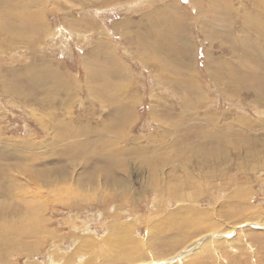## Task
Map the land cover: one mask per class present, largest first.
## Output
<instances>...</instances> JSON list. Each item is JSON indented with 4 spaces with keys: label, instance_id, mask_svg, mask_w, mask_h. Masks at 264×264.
I'll list each match as a JSON object with an SVG mask.
<instances>
[{
    "label": "rangeland",
    "instance_id": "obj_1",
    "mask_svg": "<svg viewBox=\"0 0 264 264\" xmlns=\"http://www.w3.org/2000/svg\"><path fill=\"white\" fill-rule=\"evenodd\" d=\"M260 28L264 0H0V264H264ZM189 207L224 226L174 248Z\"/></svg>",
    "mask_w": 264,
    "mask_h": 264
},
{
    "label": "bare ground",
    "instance_id": "obj_2",
    "mask_svg": "<svg viewBox=\"0 0 264 264\" xmlns=\"http://www.w3.org/2000/svg\"><path fill=\"white\" fill-rule=\"evenodd\" d=\"M259 21V20H258ZM257 30V29H256ZM262 34H264V30L262 28L258 29ZM260 38V37H259ZM237 86V85H236ZM16 187V186H15ZM193 203V202H192ZM18 208V207H17ZM187 208V207H186ZM190 209V207L188 208ZM186 213L192 215L191 216V221H186L185 225L188 226V230L185 232L183 231V235L180 239L176 238L174 240L175 244L173 245L174 248H176L177 246H182V245H186L187 240L189 238H193L194 236H196L199 232H204V230H208V229H215L218 228L220 229L221 226H224L223 224L221 225H216V222H213L211 220V215H209V213H198V211H193L191 212V209L188 211L187 209L185 210ZM231 212V211H230ZM16 214V213H15ZM244 214V213H243ZM246 214V212H245ZM229 216L232 217L233 221L235 222H239V220H241L243 218L244 215H242V213L240 212V214L238 215H233L231 213H229ZM207 217V218H206ZM224 217V216H223ZM238 217H240L239 220ZM231 219V218H230ZM244 219V218H243ZM218 226V227H217ZM113 227H117V226H113ZM125 229V232H124ZM123 229V233H124V237L122 239H120V236L117 238V243L115 245H117L118 247L116 248H126V247H130V250H125L123 252H125V255H131L136 253V250L139 249V245L137 243V241L135 239H132L130 236V232L132 231V227H125ZM216 230V229H215ZM217 231V230H216ZM224 233V232H223ZM116 239V238H115ZM115 239L113 242H115ZM128 241V242H127ZM129 243V244H128ZM135 249V250H134ZM106 264V263H105Z\"/></svg>",
    "mask_w": 264,
    "mask_h": 264
}]
</instances>
